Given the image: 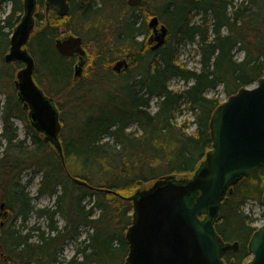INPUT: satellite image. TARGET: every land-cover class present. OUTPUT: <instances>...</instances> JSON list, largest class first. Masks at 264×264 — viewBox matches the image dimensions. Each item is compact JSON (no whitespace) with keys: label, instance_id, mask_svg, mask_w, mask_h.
<instances>
[{"label":"trees","instance_id":"obj_1","mask_svg":"<svg viewBox=\"0 0 264 264\" xmlns=\"http://www.w3.org/2000/svg\"><path fill=\"white\" fill-rule=\"evenodd\" d=\"M36 3L44 14L35 11L27 49L35 61L34 81L59 112L64 165L17 99L13 82L23 64L4 62L23 2L0 0V264H122L132 213L125 197L163 176L189 177L211 148L209 119L224 101L218 88L227 98L263 76L264 0H152L149 5L141 0L129 12H123V1L89 0L79 7L71 0L63 17L52 9L46 12L45 0ZM134 10L157 16L167 27L165 42L155 51L147 41L145 20ZM74 15L87 23L90 39L84 44L91 42L96 51L84 73L91 78L86 82L83 76L73 79L72 60L54 46L64 32L79 34L69 27ZM182 44L196 46L198 69L179 62ZM236 51L242 52L241 59ZM119 57L128 67L116 73L109 64ZM172 78L185 87L173 90ZM182 112L193 117L191 133L185 120L177 122ZM15 121L22 123V139ZM131 125L136 129L130 130ZM69 133L75 138L65 135ZM25 170L40 175L37 196L53 197V208L31 202L29 180L22 182ZM263 182L264 168H259L233 185L221 203L216 232L224 242L239 243L236 252L224 255L225 264H242L249 256L257 218L243 206L248 199L262 205ZM32 215L46 221V230L28 225ZM56 217L62 219L61 227ZM70 243L71 257L62 258Z\"/></svg>","mask_w":264,"mask_h":264},{"label":"water","instance_id":"obj_2","mask_svg":"<svg viewBox=\"0 0 264 264\" xmlns=\"http://www.w3.org/2000/svg\"><path fill=\"white\" fill-rule=\"evenodd\" d=\"M70 1L45 0V11L52 9L63 17L69 12ZM75 1L83 7L88 0ZM22 2L23 13L10 35L4 62L23 64L13 82L17 99L28 110L31 125L55 149L64 165L59 112L54 99L34 81L35 61L27 49L37 3ZM140 2L126 1L129 7ZM147 27L151 31L147 41L154 42L150 48L155 51L165 42L167 27L155 15L150 17ZM54 46L64 57L78 56L73 76L79 78L86 56L81 36L57 38ZM127 67L128 62L120 59L111 69L119 73ZM208 129L211 148L189 177L163 176L125 197L131 201L132 213L125 233L128 251L123 264H225L224 254L238 250V242H224L220 238L215 223L231 187L264 168V74L254 85L240 88L220 103L210 116ZM72 180L88 186L77 178ZM261 201L264 205V191ZM247 248L251 257L242 264H264V224L252 233Z\"/></svg>","mask_w":264,"mask_h":264},{"label":"rangeland","instance_id":"obj_3","mask_svg":"<svg viewBox=\"0 0 264 264\" xmlns=\"http://www.w3.org/2000/svg\"><path fill=\"white\" fill-rule=\"evenodd\" d=\"M118 1H123L126 3L127 0H118ZM146 2L149 4L152 3V0H146ZM127 4V3H126ZM140 5V4H139ZM138 5V6H139ZM128 5L127 8H123V12H129L128 10ZM137 7V6H136ZM133 8V7H131ZM9 10V5L5 6V11L7 12ZM42 13L44 14V9L42 10L41 8H37L36 9V13ZM133 13H135L136 15H139V17L143 20H145V23L147 24L149 19H150V14L146 13L145 11L140 12L139 10H134ZM110 24H113L114 21H108ZM107 23H102L103 24V29H102V34L107 32V29L105 28L107 25ZM69 27L72 29H76L77 33H79L78 35L81 36V38L83 39V41H85L86 39H90V36H88L87 34L90 33V29L86 28L87 27V23H84L83 21H81L77 15H74L72 17V19H70L69 21ZM66 34V32L63 33V35ZM85 48L87 49L88 55H89V62H90V58H92V56L95 55L96 51L93 48V44L91 42H88L87 44H85ZM35 50V49H34ZM236 57L238 59H241L243 57L242 52L240 51H236L235 52ZM179 62L183 65H185V67L187 69H198L199 67V55H198V50L196 48L195 45H191V44H182L179 48ZM115 63V61H112L109 64V67L112 66ZM90 68V63L89 66H87L85 68V72L86 70ZM84 72V73H85ZM42 73V71H41ZM16 74V73H15ZM83 82H86L87 80H90V77H87L86 75H83ZM43 84H45V81H42ZM169 86L173 89V90H182L185 87V84L177 78H172L169 81ZM107 91L109 96H113L114 93V87L112 85L107 86ZM220 97L224 100L226 97L225 95L221 92V87L218 88ZM214 92L209 91L208 95L211 96L213 95ZM2 99V97H1ZM60 103L63 101V99L58 100ZM152 106V110L155 109V100L152 101L151 103ZM65 110V109H64ZM186 121L188 123V127H187V132L191 133L195 130V124L193 123V117L188 113V112H182V114L178 117L177 122L181 123L182 121ZM17 127H18V136L20 139L24 138V129L22 126V123L19 121H15ZM130 130H135L136 126L135 125H131L129 127ZM66 136H71L73 138H75V134H65ZM77 164V168H79V166H81L82 164L80 163H76ZM76 167V166H75ZM182 178V177H179ZM29 180V183L26 186V189L29 192V195L32 197V203L34 204L35 207L37 208H41V207H49V208H53L54 206V198L53 197H49L45 194H41L37 196V187H38V183L40 180V175H33L31 171L29 170H25L22 173V182L25 183L26 181ZM264 184V182H263ZM149 186V184H147L146 186H144V188H147ZM137 190V189H136ZM244 211L245 213H247V215L251 216V217H256V221L254 222V226L259 227L264 223V205L259 204L258 201L253 200V199H248L245 204H244ZM57 221H58V225L59 227H61L63 225V221L60 217H56ZM32 224H36L38 226L41 227V229H45L46 230V221L43 218H37L35 215H32L29 220H28V225H32ZM84 236V234L82 236H80L79 239H82ZM242 245V244H241ZM74 250V244L70 243L67 244L64 247V251L62 253V258L68 259L71 257L72 253ZM251 257V255L249 254V256L247 257V260H249Z\"/></svg>","mask_w":264,"mask_h":264},{"label":"flooded vegetation","instance_id":"obj_4","mask_svg":"<svg viewBox=\"0 0 264 264\" xmlns=\"http://www.w3.org/2000/svg\"><path fill=\"white\" fill-rule=\"evenodd\" d=\"M89 1V0H88ZM76 2V1H75ZM77 3V2H76ZM86 3V2H85ZM69 4H70V2H69ZM85 5V4H84ZM79 6V5H78ZM69 34H73V33H71V32H67L66 34H64L63 36H66V35H69ZM151 34V31H150V33H149V35ZM73 35H76V34H73ZM62 36V37H63ZM154 44V42H150V47L152 46ZM82 46H83V48H84V50H85V52H86V56H85V59H84V61H85V63H84V65L82 66V73H81V76L79 77V78H74V76H73V79L74 80H79V79H81L82 78V76L84 75V72H85V68L87 67V66H89V55H88V52H87V49L85 48V44H84V41H83V39H82ZM66 58H69L70 60H72V67H73V74H74V67H75V65L78 63V61H79V59H78V56H72V57H66ZM120 59H125L124 57H119V58H117V59H115L114 61L116 62V61H118V60H120ZM126 60V59H125ZM126 70V69H125ZM123 71V69L119 72V73H121ZM44 81H45V72H44Z\"/></svg>","mask_w":264,"mask_h":264},{"label":"bare ground","instance_id":"obj_5","mask_svg":"<svg viewBox=\"0 0 264 264\" xmlns=\"http://www.w3.org/2000/svg\"><path fill=\"white\" fill-rule=\"evenodd\" d=\"M141 3V2H140ZM112 67V66H111ZM112 70V69H111ZM113 71V70H112Z\"/></svg>","mask_w":264,"mask_h":264}]
</instances>
